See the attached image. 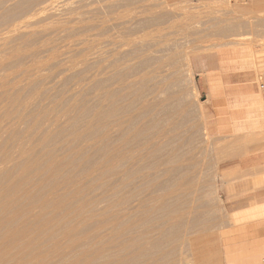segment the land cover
<instances>
[{
	"label": "rangeland",
	"instance_id": "obj_1",
	"mask_svg": "<svg viewBox=\"0 0 264 264\" xmlns=\"http://www.w3.org/2000/svg\"><path fill=\"white\" fill-rule=\"evenodd\" d=\"M233 46L264 61V0H0V161L20 153L0 184L30 173L31 197L64 201L25 215L31 245L264 264V129L222 128Z\"/></svg>",
	"mask_w": 264,
	"mask_h": 264
},
{
	"label": "bare ground",
	"instance_id": "obj_2",
	"mask_svg": "<svg viewBox=\"0 0 264 264\" xmlns=\"http://www.w3.org/2000/svg\"><path fill=\"white\" fill-rule=\"evenodd\" d=\"M30 16H34V15H30ZM19 31H21V28H19ZM241 44H243V42H241ZM18 52H19V49H18ZM238 54L239 56L241 55L242 57H245L251 54V56L249 57H252V59L250 58L252 61L251 63L252 65H250L248 70H242L241 72L236 71L235 66H236ZM218 55H219V59L221 60V64L223 67L222 70L224 71V76L226 77V81L228 82L225 84L227 85L228 88L234 87L233 91H230V93L227 96H224L222 98L223 103H225L224 105L225 108L226 106H228V108L232 112L230 113L229 116H227L228 118L223 119L222 124L224 126L222 128H225V129L227 128V130L233 129L232 132L234 133H235L234 128L237 129V131L238 130L242 131V133L243 131L244 133L246 131H249L247 133H250V131L251 132L255 131L259 133V130L261 131L264 129V114L262 112L263 110L261 111L262 104H261V99H260L262 95L261 93L263 90H260L258 86H257V89L253 90L252 86H255V84H257L256 82H258L256 79V73L260 72V69L263 67L264 61L261 60L260 57L258 58L259 61L256 60L257 57H256L255 52L253 53V51H251V49L248 46H243L240 49H237V47L233 46V48L228 51H224L223 49H221V50H218ZM246 59H249V58H246ZM187 61L189 60L187 59ZM188 66H189V63H188ZM236 73L239 74V78H238L240 82L239 87L242 88V89L240 88V90H237V91H235V89L237 88L235 86L236 84H232L235 81H237V80H234ZM252 98L254 99L252 100ZM220 106L218 107L219 109H220ZM253 132H252V135H253ZM237 133H241V132H237ZM18 150H21V153L24 152L22 151L23 149H18ZM16 153L13 152L9 155H6L5 158L0 161V172L2 171L1 166L2 165L5 166L12 159V157H14L12 154L15 155ZM10 155H11V158L9 157ZM17 156H15L13 159L17 158ZM19 160L21 161L22 158ZM23 161H26V160H23ZM23 161H21L22 163L20 162L17 163L15 167H18V169L21 168L22 170H24L26 166H25V163H23ZM30 168L31 166L29 167V170ZM26 175L24 174V177H21V178L19 177L20 179H18L17 182H15V180L14 182H12V180L11 181L8 180L7 184H5V180H4V182L2 181L4 185L0 184L1 185L0 186V255H1L0 264H92L94 257L96 258L99 257L100 259V256L103 253H105V250L102 249L101 247H94L92 251H90L91 254L88 253V251L86 250H82L80 252V256H78L77 254H73V253L62 254L58 248H55L53 251H47L43 247L31 245L32 244L31 239L29 238L27 239L25 237L24 231L26 229V219H27L25 218V215L29 212H33V215H34L33 220L35 222L41 220L44 223H51L52 221L48 219L47 217H45L47 208L51 207L54 210L58 209L59 211V207L61 208L64 201L62 202L61 199H58L55 196L54 192H51V191L41 197H37V196L31 197V195L29 194V189L27 190V186H26L28 184L27 182L29 181L28 175H30V173L27 176ZM4 176L7 179L8 178L13 179L12 176L14 177L12 173H6ZM0 181H1V178H0ZM55 219L56 218H54V220ZM5 223L6 224L8 223V224L4 225ZM252 226H254V224L253 225L251 224V228ZM244 231H246L245 228H244ZM114 252L116 253L117 251H114ZM121 252L122 251L117 252L118 254L114 256L112 262L111 261L109 262H111V264L131 263L130 261L128 263L126 258H123L126 256H123V253ZM107 253L111 255L109 251Z\"/></svg>",
	"mask_w": 264,
	"mask_h": 264
},
{
	"label": "crops",
	"instance_id": "obj_3",
	"mask_svg": "<svg viewBox=\"0 0 264 264\" xmlns=\"http://www.w3.org/2000/svg\"><path fill=\"white\" fill-rule=\"evenodd\" d=\"M210 71H208V70H197L196 71V75H198V76H200L202 73H204L205 75H203V77L200 79V82L201 83H205L206 84V86H210L211 84H210V77L212 76L211 74H208ZM238 72V71H237ZM239 74H235V79L237 80V81H235L234 83H232V84H236L235 86L237 87L236 89H235V91H237V90H240V88L241 87H239V84H240V82H239ZM230 88V90L231 91H233L234 89V87H229ZM242 89V88H241ZM252 89L253 90H255V89H257V88H255V86H252ZM262 95H261V97H260V99H261V111L263 112V114H264V90L262 91V93H261ZM254 98H252V100H253ZM257 257V258H256ZM259 258L260 257H258V255L257 254H255L252 258H251V260H250V263L251 264H258L259 263Z\"/></svg>",
	"mask_w": 264,
	"mask_h": 264
},
{
	"label": "built area",
	"instance_id": "obj_4",
	"mask_svg": "<svg viewBox=\"0 0 264 264\" xmlns=\"http://www.w3.org/2000/svg\"><path fill=\"white\" fill-rule=\"evenodd\" d=\"M257 86L260 90H264V72L259 76Z\"/></svg>",
	"mask_w": 264,
	"mask_h": 264
}]
</instances>
